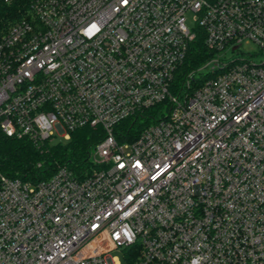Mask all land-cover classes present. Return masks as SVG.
<instances>
[{
    "label": "built area",
    "instance_id": "1",
    "mask_svg": "<svg viewBox=\"0 0 264 264\" xmlns=\"http://www.w3.org/2000/svg\"><path fill=\"white\" fill-rule=\"evenodd\" d=\"M83 127L89 167L0 172V264H264V0H32L0 37V130Z\"/></svg>",
    "mask_w": 264,
    "mask_h": 264
},
{
    "label": "trees",
    "instance_id": "2",
    "mask_svg": "<svg viewBox=\"0 0 264 264\" xmlns=\"http://www.w3.org/2000/svg\"><path fill=\"white\" fill-rule=\"evenodd\" d=\"M31 1L7 3L0 0V37L10 24L28 13ZM193 48L201 58L206 55L201 39ZM129 123H124V127ZM100 136L99 129L83 127L72 131L68 140L47 142L39 149L27 138L7 136L0 130V172L13 178L38 181L52 175L59 165H68L76 170L89 167L90 151Z\"/></svg>",
    "mask_w": 264,
    "mask_h": 264
},
{
    "label": "rangeland",
    "instance_id": "3",
    "mask_svg": "<svg viewBox=\"0 0 264 264\" xmlns=\"http://www.w3.org/2000/svg\"><path fill=\"white\" fill-rule=\"evenodd\" d=\"M187 23H188V25L189 26H193L194 25V21L192 20V17H191V15H189V18H188V21H187ZM247 47L250 49V50H252V51H257L258 49H257V47L255 46V44H248L247 45ZM231 54V53H230ZM115 255H119L120 257H122V255L119 253V252H115L114 253Z\"/></svg>",
    "mask_w": 264,
    "mask_h": 264
}]
</instances>
